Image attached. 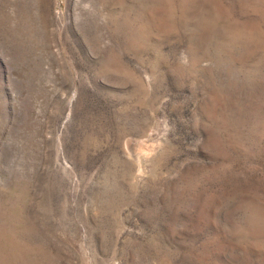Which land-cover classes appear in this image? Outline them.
<instances>
[{
  "label": "rangeland",
  "instance_id": "obj_1",
  "mask_svg": "<svg viewBox=\"0 0 264 264\" xmlns=\"http://www.w3.org/2000/svg\"><path fill=\"white\" fill-rule=\"evenodd\" d=\"M0 264H264V0H0Z\"/></svg>",
  "mask_w": 264,
  "mask_h": 264
}]
</instances>
